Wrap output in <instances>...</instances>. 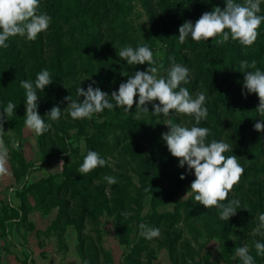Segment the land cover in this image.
Returning <instances> with one entry per match:
<instances>
[{
  "label": "trees",
  "instance_id": "trees-1",
  "mask_svg": "<svg viewBox=\"0 0 264 264\" xmlns=\"http://www.w3.org/2000/svg\"><path fill=\"white\" fill-rule=\"evenodd\" d=\"M145 12L148 29L144 42L153 52L157 64L163 69L159 75H167L172 63L181 64L189 69V83L182 84L195 98L198 92L206 93L205 107L208 110L206 120L197 126L207 127L211 140L228 143L232 151L224 153L225 156L236 155L244 173L237 185L229 193L228 200H239L240 207L235 216L228 221L219 218L217 209H206L199 204L208 217L218 225L209 234V238L221 240L232 249L235 255L237 248L246 242L255 264H264V256L257 255L254 242L264 243V237L253 235L258 224V215L264 213L263 186L259 182L248 183V179L256 174L264 177V133L254 130V124L259 120L255 110L259 102L242 95L244 76L234 72L236 64L245 60L239 52V46L225 43L217 45L211 41L194 42L191 38L183 44L179 42V27L185 21L196 20L204 12H210L215 7L223 9L225 0H141ZM260 7L264 10V0ZM47 13L52 19L47 31L38 35L35 41L15 36L10 37L6 43L9 47L0 48V113L9 101L17 105L15 113L9 117L5 125L16 127L19 130L25 125V90L20 86L21 81L28 80L34 83L37 74L47 69L53 83L43 92L37 90L40 97L38 113L51 128L43 135L38 136V145L43 153V160L39 168L47 165L54 158L63 161L61 172L47 176L36 183L23 187L16 193L19 204L13 209L2 201L0 202V236H5L12 221L17 225H24L28 230L35 226L29 222V215L34 211L30 203V196L37 197L48 213L49 208H58L56 220L48 231H63L67 226H73L77 232L76 251L81 264H114L112 255L101 246L99 237L96 239L85 233V224L89 216L97 222L100 216L106 214L113 218L116 240L120 245L128 248L123 253L120 264H152L154 256L146 253L148 240L140 235L141 223L151 228H158L160 235L153 238L158 248L167 251L170 264H209L208 259L201 256L191 241L184 236L183 205L177 201L180 184H173L168 179L169 159L164 153L152 145L148 147L134 145L133 149L122 148L125 155L140 160L142 166L139 176V187L133 188L137 192L132 200L135 209L131 215L126 214V198L130 187H133L129 176L120 162L108 160L116 151L118 141L116 132L110 134L111 125L107 117L112 112L105 109L102 113L94 114L92 119L73 120L65 110L70 101L82 100L77 96L76 89L80 87L87 90L89 83L85 78L88 63L82 64V57L90 51L88 46L80 42V36L90 27L92 49L99 59L100 65L106 72L109 84L108 94L118 91L119 85L126 82L130 75L136 71H145L148 65L130 66L119 58L120 49L114 47L118 36L110 27L120 12L117 0H40L38 13ZM87 17V23L84 18ZM84 69L86 71H84ZM221 74V75H220ZM240 85L241 89L234 88L226 83ZM116 83L114 89L112 84ZM94 86V85H93ZM95 87V86H94ZM105 92V88L99 87ZM178 91V89H177ZM138 101V96L135 97ZM115 104V101H111ZM54 106L61 108V117L58 121H50L46 114ZM231 109H245L252 112L251 116L236 120ZM127 118L125 127L133 139L141 141L152 134L147 120L133 118V113L118 108ZM169 117L174 124L192 127L195 124L193 117L170 113ZM3 125V127H5ZM73 131V132H71ZM252 133L258 134L252 137ZM84 140L88 151H96L107 160L104 167H98L80 179L78 166L70 161L77 155L78 148L73 146L74 141ZM251 153L258 157L259 167L246 165L244 159ZM32 164L26 161L20 151L17 163L11 166L12 176L20 182L30 171ZM113 176L117 179L115 185H109L104 176ZM147 189V191H146ZM109 190V192H108ZM150 195L156 204H173L171 211L159 212L153 209L150 213L142 215L140 197ZM49 200V201H47ZM16 223V222H15ZM138 226L137 238L132 240L133 226ZM60 241V235L55 233ZM234 239L231 240L230 238ZM20 264H33L24 260ZM234 264H242L239 257H234Z\"/></svg>",
  "mask_w": 264,
  "mask_h": 264
},
{
  "label": "clouds",
  "instance_id": "clouds-1",
  "mask_svg": "<svg viewBox=\"0 0 264 264\" xmlns=\"http://www.w3.org/2000/svg\"><path fill=\"white\" fill-rule=\"evenodd\" d=\"M261 0H225V7H215L210 12H204L193 24L185 21L179 27V42L183 44L186 39L191 38L194 42H208L210 39L217 45H223L229 41L239 42L245 48L251 47L259 36L258 29L264 22L261 12ZM40 0H0V48H8L6 41L10 37H23L28 41H35L38 35L47 31L51 23V17L45 13H38ZM118 56L128 65H148L145 71H136L130 75L126 82L119 85L118 91H113L111 96L94 87L96 81L89 83L87 90L80 87L76 89L77 96L81 100H73L70 96L65 100L70 101L65 110L73 120L92 119L94 114L102 113L105 109L109 111L122 108L125 112L133 113L131 110L135 104L133 118L140 120L142 114L149 112L148 104H152V114L168 117L170 113H176L193 117L195 124L185 127L182 124H174L171 120L166 123L168 131L162 133V140L170 154L177 158L179 167L187 165L188 172H193L195 179L190 186L194 193V200L206 209H217L219 218L228 221L235 216L240 207V201L228 200L229 193L237 185L244 173L236 155L225 156L224 153L232 151L231 146L223 141H207L210 130L207 127H199L202 120H206L208 110L205 107L206 93L198 92L193 98L186 87L182 84L189 83V69L181 64L172 63L167 75L160 76L163 69L162 64H157L153 52L147 45L136 48L131 46L119 50ZM239 71L244 74L242 95L254 93L259 98V105L255 109L260 117H264V71L257 67L256 61L251 63L242 60L239 63ZM53 83V79L47 69L41 70L34 81H21L20 86L26 94L25 127L37 136L43 135L51 128L50 123H45L38 113V101L40 97L37 90L44 89ZM178 89V91H177ZM138 96V101L135 97ZM111 101H115L113 104ZM158 101V103H154ZM17 105L9 101L3 112L0 113V176L8 174L7 156L8 148L3 139V125L5 119L15 113ZM61 108L54 106L46 114L50 121H58L61 117ZM254 130L264 132V119L254 124ZM13 149H19V141L12 137ZM61 164H63L61 162ZM107 160L102 158L96 151H88L83 163L78 168V173L87 175L98 167H104ZM107 184L115 185L117 179L113 176H104ZM180 179H185L181 174ZM147 191V189H146ZM189 192L187 194H189ZM258 224L253 230V235L264 237V213L257 217ZM140 235L146 240H152L160 235L158 228H151L146 223H141ZM257 255L264 256V243L254 242ZM242 264H255L254 257L250 254L247 244L235 251Z\"/></svg>",
  "mask_w": 264,
  "mask_h": 264
},
{
  "label": "rangeland",
  "instance_id": "rangeland-1",
  "mask_svg": "<svg viewBox=\"0 0 264 264\" xmlns=\"http://www.w3.org/2000/svg\"><path fill=\"white\" fill-rule=\"evenodd\" d=\"M120 4L121 12L119 16L114 19L113 23L110 25L111 28L114 29L118 38L114 42V47L121 49L123 47L131 46L136 48L141 46L144 42L146 32L148 29V21L145 15V12L142 8L141 0H117ZM237 3H242L243 0H236ZM259 15H264V10L261 8V12ZM87 23V17L84 18ZM85 33H82L80 36V42L84 43L85 46H88L89 52L86 56H83L81 61L84 65L88 63L85 72V78L90 82L93 80L96 81L95 87H103L105 88V92L108 93L109 84L106 80V72L101 67L99 59L95 54H93L92 49L94 45L91 41V32L92 28L86 29ZM259 36L256 42L249 48H245L240 45L239 42L233 41L229 39L228 44L231 46H239L241 51L239 54L245 57V60L250 63L254 60L256 61L257 67L264 71V22L261 23L260 28L258 29ZM227 43V42H226ZM85 66V65H84ZM234 72L241 74L243 73L239 71V64L235 65ZM221 75V74H220ZM233 86L234 88L241 89L239 85H233V83H226L227 86ZM113 88H117V84H112ZM247 91V90H246ZM248 98H252L259 102V98L256 94L251 93L248 94ZM158 103V101L154 102ZM149 112L142 114V117L148 121L150 128L152 129V134L147 135L141 141H137L133 139L132 135L129 133L128 128L125 127L127 118L121 114L118 108L112 110V112L107 117V123L112 126L110 129V134L116 132V138L118 141V145L116 147V151L114 152L112 157H109L108 160L111 162H120L129 176V179L133 185L130 187L127 193L126 198V214L131 215L133 210L136 208L135 204L132 200L133 197H136L137 192L133 190V188L139 187V176L141 171V162L139 159L130 158L123 152L122 148L128 147L130 149L134 148L135 144L139 146L148 147L150 140L153 139L152 145L156 146L157 149L164 153V157L169 159L168 163V179L170 182L175 184H180L179 194L177 197V201L183 205V221L181 226L183 227L184 236L187 237L192 245L200 251L201 256H204L208 259L209 264H234V253H232V249L227 247L221 240L217 238H209V234L212 230L217 228L216 222H214L211 218L208 217L207 213L202 210L199 206L198 202L194 200V193L189 192L192 181L195 179L194 170L193 172H188L187 165L184 168L179 167V161L177 158L173 157L167 149L166 142L162 140V133L167 132L168 126L166 123L168 120L172 119L168 117L153 115L151 111H153L152 104L147 105ZM25 113L26 106L24 105ZM228 112H232L233 117L236 120L244 119L251 116L252 112L250 110L245 109H231L227 110ZM260 119H264V117H259ZM9 122L8 119H5V123ZM173 123V121H172ZM3 139L5 145L8 148V156H7V164L6 166H15L17 163L18 152L22 154L23 158L32 164L31 171L15 185H5L1 187L0 190V202L4 201L9 208H15L14 198H16V193L22 189L23 187L28 186L29 184L36 183L39 180L46 178L47 176L57 174L61 172L63 161L59 158H54L48 162L47 165L39 168L43 160V153L38 145V136L26 129L25 125L21 130L14 127H9L5 125L3 127ZM73 132V131H71ZM264 133V132H260ZM252 137L258 136L256 133H252L250 135ZM14 137L19 141V149H13L11 145V138ZM73 146L78 148V153L75 156L70 158V161L75 165L80 167L83 163V156L86 153L87 145L84 140L74 141ZM244 162L249 166H257L259 167L258 157L255 153L249 154ZM78 173V170H77ZM181 174H185V179L181 180ZM80 179H83L82 175L78 173ZM4 178V177H3ZM253 181L259 182L263 186V195H264V177H261L260 174L254 175L252 178L248 179V183H252ZM7 183V182H5ZM13 188V189H12ZM109 192V190H108ZM189 192V194H187ZM14 196V197H13ZM31 205L33 206L34 211L32 212L35 216L30 217L32 213L29 215V222L33 223V219L35 221L34 230H28V228L24 225H17V221H12V226L8 228L5 236H0V253L3 251L5 246L9 244H14V233L13 229L16 231H24V234L31 233L33 237V243L39 248H46L55 252L60 257H65L69 252L71 246L74 247V251H76L77 245V232L73 228V226H67L63 231L55 230V233L60 235V241L54 231L49 232L48 229L52 225V223L56 220L58 214V208H49L48 213H44L46 210L42 205L41 201L37 199V197L30 196L29 198ZM49 201V200H47ZM140 203L142 206V215L150 213L153 209H156L159 212L171 211L173 208V204H156L153 202L152 197L150 195H144L140 197ZM40 215V217H39ZM16 222V223H15ZM39 222V223H38ZM38 226L40 229H36ZM133 226V233L131 235L132 240L134 241L138 235V226ZM15 227V228H14ZM85 233L91 235L95 239L97 237L101 240V246L109 251L112 255L114 264H120L123 253L128 251V248L124 245H120L116 240V234L114 229L113 218L103 214L99 217L97 222L93 220L92 216L87 218L85 224ZM18 235L22 236V233ZM231 240L234 238L231 237ZM247 244L246 242H242V246ZM248 245V244H247ZM118 247V251L114 248ZM22 254L25 256L26 260L29 258V247L28 244L23 245ZM146 253L152 254L154 259L152 264H170V260L167 254V251L164 249H159L157 241L148 240L147 242V250ZM41 254H46L45 251L41 252ZM78 256V254H77ZM24 261V260H23ZM22 262V261H21ZM1 264V263H0Z\"/></svg>",
  "mask_w": 264,
  "mask_h": 264
},
{
  "label": "crops",
  "instance_id": "crops-1",
  "mask_svg": "<svg viewBox=\"0 0 264 264\" xmlns=\"http://www.w3.org/2000/svg\"><path fill=\"white\" fill-rule=\"evenodd\" d=\"M6 167L8 168V174L4 176H0V190L2 186L17 184V182L13 179L11 167L10 166H6ZM14 200L15 201L13 205L16 207L19 204V201L17 198H14ZM33 216H35V214L32 213L30 217H33ZM34 219L32 220L33 223H35ZM36 229H40V228L36 226ZM13 231L14 233L17 232L16 235H14V244L13 245L9 244L8 246H5L3 251H1L0 253V263L1 264H20L21 261L26 260L25 256L22 254V247H21L23 245V249H25L24 248L25 244H28V247L30 249L29 251L30 256L27 259V261L33 262V264H81V261L79 257L77 256L76 252L74 251L75 249L73 246H71V248L69 249V252L66 254L65 257H60L55 252L48 250L47 249L48 246L46 248L39 249L33 243V240H32L33 237L32 235H30L31 233H27V235H25L24 231L20 232L14 229ZM19 233H22V236L18 235ZM115 249L118 251L117 246L114 248V250ZM43 251L46 252L45 255L41 254V252Z\"/></svg>",
  "mask_w": 264,
  "mask_h": 264
}]
</instances>
